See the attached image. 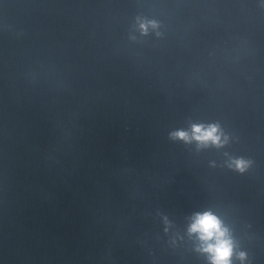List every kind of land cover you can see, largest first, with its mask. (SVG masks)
<instances>
[{
	"label": "water",
	"instance_id": "water-1",
	"mask_svg": "<svg viewBox=\"0 0 264 264\" xmlns=\"http://www.w3.org/2000/svg\"><path fill=\"white\" fill-rule=\"evenodd\" d=\"M36 0H0V264H31Z\"/></svg>",
	"mask_w": 264,
	"mask_h": 264
},
{
	"label": "clouds",
	"instance_id": "clouds-1",
	"mask_svg": "<svg viewBox=\"0 0 264 264\" xmlns=\"http://www.w3.org/2000/svg\"><path fill=\"white\" fill-rule=\"evenodd\" d=\"M135 28L141 35H148L150 30L156 31L159 28V23L156 20L137 17ZM156 34L160 35L158 31ZM130 38L136 39L134 35ZM169 137L186 144L195 142L198 149L208 147L219 149L229 142V137L223 132L219 123H192L190 129L174 130L169 133ZM250 163L244 158H234L230 161L229 167L234 166L237 171L244 172ZM187 231L190 236H196L199 241L196 251L205 254L209 264H233L234 254L241 264L247 258L243 251L235 253L236 244L229 228L211 210L195 213Z\"/></svg>",
	"mask_w": 264,
	"mask_h": 264
}]
</instances>
